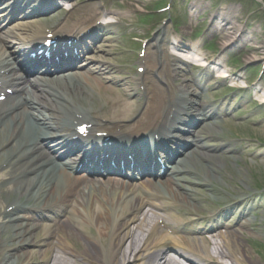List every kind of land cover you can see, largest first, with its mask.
Wrapping results in <instances>:
<instances>
[{"label":"bare ground","instance_id":"6f19581e","mask_svg":"<svg viewBox=\"0 0 264 264\" xmlns=\"http://www.w3.org/2000/svg\"><path fill=\"white\" fill-rule=\"evenodd\" d=\"M140 1L139 3H142V0H137ZM237 7V11H239V7ZM193 8H196V5L193 6ZM132 9L129 8V12H131ZM197 12L199 14H204L206 11L201 8L198 9ZM196 14V12H195ZM194 13L192 12V16ZM218 19V20H217ZM214 19V25H216L217 29L216 31L223 33L226 31L230 30V33H232L237 27V15L234 10H230L227 14L222 15V18H217ZM213 20V18H211ZM213 25V26H214ZM215 28V27H214ZM163 38H156V43L162 41ZM149 49H147L148 51ZM187 51V49H184ZM190 51V50H189ZM155 55H159V53L156 51ZM63 61L67 62V59L63 57ZM175 61H178V58L174 59ZM184 94H188L189 91H185L183 89ZM67 95H62L64 98V103L67 102V104H71L72 100L74 98H78L81 95H85L86 97V91L83 89H78L77 87H74L72 90H67L66 91ZM52 109H55L52 107ZM74 109V108H73ZM54 114L56 116H60L61 113L58 111H54ZM4 114L2 113V118ZM10 121L14 124L12 133L10 130V126L5 127L3 130H0V145L1 143L5 142L7 146L9 147V151L5 154L2 147H0V159H6L7 156H10L12 153L17 154L18 157L24 156L25 152L28 151L26 150L27 145H28V134L25 132V128L21 127L20 124L13 118H7L0 122V128L3 126H6L8 121ZM15 134L17 136L15 137ZM37 150L36 147H33L31 151ZM190 158L187 160H181L182 162L194 166L193 163L194 161L196 162H202V161H209L212 160L211 164V169H205V175H204V182L209 183L212 180H214L217 176H221V171L218 170L219 165L222 166V163L217 161V159L210 157L208 155H205L203 153L194 151L191 154H187V157ZM195 158V159H194ZM219 164V165H217ZM25 168V167H24ZM24 171H29V169L23 170L22 168L20 169L21 176ZM175 172H183L185 174H189L191 172V168L189 166L182 164L181 162H178L177 167L174 169ZM15 172H17V169L15 168ZM35 173L41 174L40 170L34 171ZM215 175V176H214ZM23 179H28L29 180V186H34V187H41L45 186L48 184L46 180H39V178H23ZM59 179V178H58ZM182 178L181 180H183ZM186 181V180H185ZM188 182V181H187ZM191 183V180L188 182V184ZM156 185V184H153ZM183 185V187H188L186 184H179V186ZM20 190L22 186L19 184L18 187ZM27 189H24L20 191L19 195L20 197L13 203L9 204L8 208H11L8 212L7 215H9L7 221L10 218V221L8 224L5 223L4 229L9 228L13 230V233L11 235H8V239L0 242V257L3 256L2 263L3 264H30L34 261L35 258L42 259V257H47V254L45 252L39 253V257H37L36 252H24L23 248H17L18 246L22 247H27L30 246L32 243V240L30 239L31 236H27V231L24 230L19 218L16 216L18 215V210L20 208V203L26 199L30 193V191ZM100 190L99 188H96ZM171 192L173 193L176 189L174 185L172 187L170 186ZM89 189L85 188L82 192H86ZM158 193L160 196L165 197L164 191L159 190ZM180 198L182 194H179ZM93 194H88L84 195L82 199H85L87 203L85 204L82 208V212H84L87 217L84 219L85 221H93L97 223V227H101L104 225L109 226L111 221L110 219L107 218V215L105 211L107 208L110 206V204L113 202L114 198L117 196V192L114 190L111 191H104L97 195L94 196ZM194 194L191 195L190 198H192ZM182 199V198H181ZM184 201V200H183ZM121 202V200L119 201ZM188 202V201H184ZM142 217V216H141ZM107 218V219H106ZM84 222V221H82ZM156 225V221L151 220V219H144L140 225H143L146 229H152L156 227L153 223ZM126 224H130V227L133 228L135 225L131 223V220H129ZM254 225L253 221L249 220L246 221L245 223H241L240 227L231 231L230 233H225L224 235H217L214 237L213 241H205L204 246H200L198 242L196 243H189V244H183V252L187 254L186 258H184V261H187V264H216L219 259L223 258L225 260L230 261L232 264H259L254 258L251 256V253L246 249L244 242L243 241H248L250 240V233L247 228H251ZM124 225L119 224L117 226L118 229L122 228ZM246 227V228H245ZM7 231V232H8ZM70 232H72V229H70ZM152 238L155 236L156 231H150ZM103 236L109 235V232L103 231L102 232ZM74 241H80L83 243V248L85 249V252L88 254V259L92 261L94 264H112L111 259L109 258L110 256V251L116 247V252L121 254L122 259L128 258L131 254H133L136 250L143 252L144 254H147L150 252V249L146 247L144 244L145 239L143 236H138L136 239L133 238H128L123 234V232H118L114 239L111 236V239L107 242L108 246L104 249L100 247H96L89 244L85 243L83 239L79 238L78 235L74 236ZM3 243V244H2ZM126 244L130 246V249L126 248ZM103 247V246H102ZM7 250V251H5ZM152 251V250H151ZM115 253V252H114ZM158 253V250L155 251L154 257ZM141 257H138L136 259H139ZM126 261V260H125ZM124 261V262H125ZM58 264H61V262H57ZM73 261H69L67 263L63 262V264H73ZM123 263V262H122ZM41 264H46L44 262H41ZM169 264H181L179 262H176L173 260ZM218 264V263H217ZM223 264V263H221Z\"/></svg>","mask_w":264,"mask_h":264},{"label":"rangeland","instance_id":"374dc122","mask_svg":"<svg viewBox=\"0 0 264 264\" xmlns=\"http://www.w3.org/2000/svg\"><path fill=\"white\" fill-rule=\"evenodd\" d=\"M203 4H209V2L206 0H203ZM123 49H125V48L123 47ZM263 123H264V120H262L258 125L243 124V123L234 124L233 129L236 132H238L239 135H242V136L248 135L251 137H258L264 141V124ZM230 129H231V126H227V125H226V128H223V127L219 128V130L224 131V132L229 131ZM255 161H256V158H252V157L248 156V157H245V159H242L240 162L243 165L242 166L243 167L242 168L243 173L247 174V177L250 179L249 181L251 183L258 186L259 184H261V182L264 183V163L263 162H255ZM227 168L228 169H226V171H229L228 174L232 175L236 179V177H237L236 173H238V172H235V170L232 167L227 166ZM260 243H264V241L260 239ZM262 246L264 247V244ZM245 247L251 253V256L254 258V260L258 261L260 264L261 263L263 264L264 250L259 252L255 247H252L250 245L248 246L246 244H245Z\"/></svg>","mask_w":264,"mask_h":264}]
</instances>
